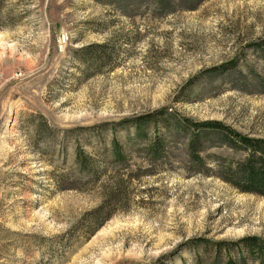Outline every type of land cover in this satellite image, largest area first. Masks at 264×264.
<instances>
[{
    "label": "rangeland",
    "instance_id": "obj_1",
    "mask_svg": "<svg viewBox=\"0 0 264 264\" xmlns=\"http://www.w3.org/2000/svg\"><path fill=\"white\" fill-rule=\"evenodd\" d=\"M162 108L264 137V0H0V264H193L192 238H264V196L220 177L244 153L217 134L198 163L163 122L157 159L127 144ZM115 176L124 200L93 231Z\"/></svg>",
    "mask_w": 264,
    "mask_h": 264
},
{
    "label": "trees",
    "instance_id": "obj_2",
    "mask_svg": "<svg viewBox=\"0 0 264 264\" xmlns=\"http://www.w3.org/2000/svg\"><path fill=\"white\" fill-rule=\"evenodd\" d=\"M85 50H89V48ZM127 122H130L129 126L131 125L135 129L134 136L129 138L127 144L136 145L140 141L148 140L147 150L152 160L157 159L163 152L165 139H160L158 135L150 137L147 129L149 125L163 122L164 127L170 132L181 131L189 134L188 147L197 163L202 160L200 149L203 147L200 145L203 143L204 134L207 131L209 134H217L220 137V144L244 153L238 159H225L220 165V177L241 192L264 196V137L243 134L219 120L196 122L190 118H184L181 121L177 119L175 113L167 108L134 117ZM112 156L114 165L127 163L126 150L116 138L112 141ZM75 162L76 173L85 175L90 179L89 181H92L100 173L96 162L82 148L76 150ZM203 171L208 174L211 169L205 167ZM77 174L73 175L74 177L66 178V182L72 179V184L64 188L78 186L76 185L79 183L76 181ZM113 182L114 187L107 191L103 205L94 211L93 231L112 215L111 211H104L106 206H115L116 203L124 200V180L115 176ZM60 186L63 188L65 185ZM186 245L195 251L193 264H264V238L260 236H247L236 241L196 237L190 239Z\"/></svg>",
    "mask_w": 264,
    "mask_h": 264
}]
</instances>
